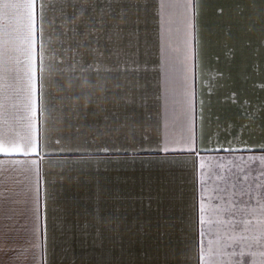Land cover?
Segmentation results:
<instances>
[{"label":"crops","instance_id":"1","mask_svg":"<svg viewBox=\"0 0 264 264\" xmlns=\"http://www.w3.org/2000/svg\"><path fill=\"white\" fill-rule=\"evenodd\" d=\"M0 146V264H264V0H0Z\"/></svg>","mask_w":264,"mask_h":264},{"label":"snow or ice","instance_id":"2","mask_svg":"<svg viewBox=\"0 0 264 264\" xmlns=\"http://www.w3.org/2000/svg\"><path fill=\"white\" fill-rule=\"evenodd\" d=\"M34 7V4H30V3H25V9H31ZM29 28H32V25H29ZM31 73V70H30ZM32 84H31V74L29 75V91H32ZM29 99H31V97H29ZM32 118H35V113L33 112ZM29 127H31V125H29ZM37 147L38 145L34 142H29L27 145V148L30 149L32 152H36L37 151ZM5 149L3 148V146H0V151H4ZM165 151H168V149H165ZM189 151H191V149H189ZM249 159H253V157H249Z\"/></svg>","mask_w":264,"mask_h":264}]
</instances>
